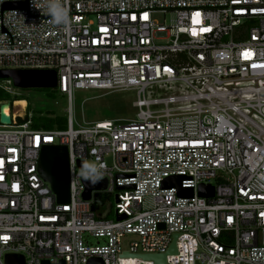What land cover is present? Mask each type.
I'll use <instances>...</instances> for the list:
<instances>
[{
  "label": "built area",
  "instance_id": "obj_1",
  "mask_svg": "<svg viewBox=\"0 0 264 264\" xmlns=\"http://www.w3.org/2000/svg\"><path fill=\"white\" fill-rule=\"evenodd\" d=\"M0 69L55 70L69 112L39 129L0 101V264H154L122 253L173 240L166 264H264V0H0ZM152 88L164 95L145 98ZM76 89L135 90V115L74 127ZM47 143L67 147L65 203L38 171ZM178 177L191 196L166 186ZM92 178L109 198L96 211Z\"/></svg>",
  "mask_w": 264,
  "mask_h": 264
},
{
  "label": "water",
  "instance_id": "obj_2",
  "mask_svg": "<svg viewBox=\"0 0 264 264\" xmlns=\"http://www.w3.org/2000/svg\"><path fill=\"white\" fill-rule=\"evenodd\" d=\"M19 3H7L5 8L21 7ZM0 79H10L12 85L18 88H55L57 84L56 71L53 69H0ZM9 104V103H7ZM3 103L0 105V122L9 124L11 122L10 115L4 113L2 110ZM84 162H80L79 166L83 167ZM38 171L42 179L47 182L56 196L59 203H65L69 200V164H68V151L65 145H53L47 143L41 149L38 160ZM181 178H172L166 181V186H176L180 194L192 195L191 189L184 190L180 187ZM85 190L83 192L84 199H91L92 211H96L100 205H105L109 201L106 193L96 192L91 195L92 190H101L106 187L105 179H87L84 180ZM200 195L211 196L213 195V188L205 186L199 188ZM125 216L118 214L117 219H122ZM175 237V235H174ZM176 253L175 242H171L169 248L165 253L161 254H129L122 253L124 257L142 258L143 260H152L154 264H166V255ZM5 264H25L24 256L21 254H6ZM42 264H49L43 261ZM58 264H64L61 260ZM87 264H103L102 260L98 257L89 259Z\"/></svg>",
  "mask_w": 264,
  "mask_h": 264
},
{
  "label": "rangeland",
  "instance_id": "obj_3",
  "mask_svg": "<svg viewBox=\"0 0 264 264\" xmlns=\"http://www.w3.org/2000/svg\"><path fill=\"white\" fill-rule=\"evenodd\" d=\"M154 19L162 24L168 25L170 16L168 13H157ZM11 87V93L5 95L7 98L12 99L15 97H23L25 106L20 107L13 102L12 110L18 111V122H21L25 112L34 114L37 111H53L55 115L68 117V101L64 94H61L56 88H18L12 85L10 80H6ZM168 92H166L167 94ZM164 91L155 88L147 89L145 98H155L163 96ZM136 100L135 90H121V91H101L89 89H76L72 95V116L73 126L83 125L103 119H124L133 118L136 109L133 107V102ZM3 108L6 107L7 102L3 103ZM21 111V112H20ZM107 164H110V156L105 155ZM95 163L88 161L86 169L90 170L94 167ZM114 196L110 197V202L114 206ZM113 207L108 214L110 218H114ZM131 235L124 238V242L130 239ZM91 238V241H94Z\"/></svg>",
  "mask_w": 264,
  "mask_h": 264
},
{
  "label": "trees",
  "instance_id": "obj_4",
  "mask_svg": "<svg viewBox=\"0 0 264 264\" xmlns=\"http://www.w3.org/2000/svg\"><path fill=\"white\" fill-rule=\"evenodd\" d=\"M9 93L3 92L0 89V101L6 100L11 103L16 100H23V97H15L9 100L5 95ZM32 125L39 129H53V128H65L67 123V118L59 115H55L53 111H37L32 114Z\"/></svg>",
  "mask_w": 264,
  "mask_h": 264
},
{
  "label": "bare ground",
  "instance_id": "obj_5",
  "mask_svg": "<svg viewBox=\"0 0 264 264\" xmlns=\"http://www.w3.org/2000/svg\"><path fill=\"white\" fill-rule=\"evenodd\" d=\"M25 100V99H24ZM24 100H16V104L19 106V105H21L20 107H24L25 106V102H24ZM2 110H3V112L4 113H7L8 112V110H9V104L8 105H6V107H2ZM21 112V111H20Z\"/></svg>",
  "mask_w": 264,
  "mask_h": 264
}]
</instances>
